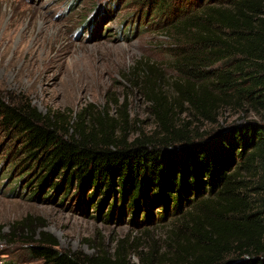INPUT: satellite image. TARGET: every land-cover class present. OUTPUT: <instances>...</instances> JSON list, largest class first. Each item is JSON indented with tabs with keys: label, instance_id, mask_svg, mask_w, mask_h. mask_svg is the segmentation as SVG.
Returning <instances> with one entry per match:
<instances>
[{
	"label": "trees",
	"instance_id": "trees-1",
	"mask_svg": "<svg viewBox=\"0 0 264 264\" xmlns=\"http://www.w3.org/2000/svg\"><path fill=\"white\" fill-rule=\"evenodd\" d=\"M139 5L167 18L170 63L177 72L169 78L161 64L143 59L123 73L155 117L152 136L130 137L127 99L120 102L113 93L102 105L46 112L22 93H0V128L21 136L29 167L37 168L33 194L49 185L44 200L55 189L67 188V195L77 184L94 190L90 201L97 192L102 196L94 204L99 211L114 199L106 221L119 200L120 209L134 213L153 204H162L164 212L172 208L177 217L168 251L156 261L140 254V264H264V0ZM183 107L211 122L228 107L253 110L258 119L203 134L177 117ZM143 215L151 218L147 210ZM31 220L14 223L10 235L13 242L24 238L34 260L131 264L122 244L113 253L59 251L57 240L37 233Z\"/></svg>",
	"mask_w": 264,
	"mask_h": 264
},
{
	"label": "rangeland",
	"instance_id": "rangeland-1",
	"mask_svg": "<svg viewBox=\"0 0 264 264\" xmlns=\"http://www.w3.org/2000/svg\"><path fill=\"white\" fill-rule=\"evenodd\" d=\"M140 1L0 0V93H22L42 112L102 105L113 93L120 102L127 99L130 137L152 136L158 129L155 117L140 92L127 87L123 73L143 59L161 64L169 78L177 72L170 63L167 18L147 12ZM177 117L203 134L258 119L253 110L232 107L225 108L217 122L195 118L184 107ZM21 145V136L0 128V264H44L31 258L23 237L13 242L10 235L11 226L27 216L37 233L45 231L57 240L59 251L113 253L122 244L131 264H140L141 255L147 254L156 261L168 251L177 217L172 208L164 212L162 204H153L134 213L126 206L120 209L119 200L106 221L104 214L114 199L109 197L99 211L94 204L102 196L97 192L90 201L94 190L77 184L67 195V188L55 189L44 200L49 185L33 194L37 168L29 167Z\"/></svg>",
	"mask_w": 264,
	"mask_h": 264
}]
</instances>
